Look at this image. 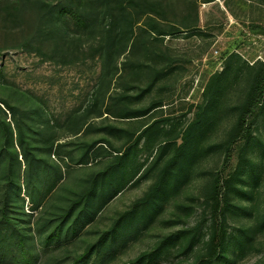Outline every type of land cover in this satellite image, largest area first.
<instances>
[{
    "label": "rangeland",
    "instance_id": "obj_1",
    "mask_svg": "<svg viewBox=\"0 0 264 264\" xmlns=\"http://www.w3.org/2000/svg\"><path fill=\"white\" fill-rule=\"evenodd\" d=\"M37 2L28 0L19 13L15 0H0V99L15 107L9 109L0 100V118L13 127L2 139L16 147L14 165L22 181L29 169V149L49 167L47 177L52 165L62 172L37 210H32L22 186L16 209L24 205L22 209L32 215L29 225L36 243L41 240L38 227L48 225L49 219L68 207L111 165L116 154L132 147L144 165L139 181L114 197L78 237L50 248L37 244L41 248L38 264H72L146 194L183 143L186 128L213 95L206 90L209 80L221 73L220 81L227 85L212 97L217 100L211 110L212 122L201 140L195 138L200 142L188 149L189 156L182 160L185 168H174L182 171V185L161 200L159 211L146 227L139 224L136 236L125 245L118 243L114 258L94 264L129 263L152 252L166 236L187 228L200 229L193 249L183 252L178 243L142 264H194L205 258L213 217L212 180L223 168L226 140L236 123L238 105L252 74L264 62V0H138L135 6L149 14L141 15L133 38L116 41L110 55L112 35L102 15V0H88L86 6L96 22L84 31L71 19L42 21ZM97 10H101L99 15ZM150 21L177 27L179 32L157 34ZM114 34L119 37L117 31ZM149 126L156 133L140 138ZM21 133L25 136L22 144ZM255 134L247 149L243 142L237 143L226 173L243 177L235 179L234 187L247 191L243 194L233 188L231 194L227 224L231 232L237 230L243 237L244 245L241 252L229 249L232 258L227 264H264V114ZM3 140L0 138V187L8 163ZM166 141L168 151L162 152ZM250 160L255 162L254 169ZM39 183L45 186V180ZM95 260L96 253L88 264ZM0 264L10 262L0 260Z\"/></svg>",
    "mask_w": 264,
    "mask_h": 264
},
{
    "label": "trees",
    "instance_id": "obj_2",
    "mask_svg": "<svg viewBox=\"0 0 264 264\" xmlns=\"http://www.w3.org/2000/svg\"><path fill=\"white\" fill-rule=\"evenodd\" d=\"M27 1L15 0V10L22 13ZM82 1L84 2L83 4H77L75 0H60L57 3L48 0H38L36 5L41 10L40 19L42 21L60 22L71 19L79 30L84 31L88 30L96 20L86 6L88 0ZM132 1L133 4L125 3L124 0H102V15L109 22V31L112 35L111 46L107 50L108 55L112 53L118 39L125 38L126 36L133 38L135 36L136 26L140 22L141 15L145 12L149 14V11L135 6L138 0ZM204 1L208 2L212 0ZM98 10L96 11L97 15L101 11L98 12ZM149 26L160 35L179 32L176 29L177 27L173 26L171 28V25L165 27L159 22L156 23V21H150ZM116 31L119 33L118 38L114 34ZM220 80L221 73L212 76L209 80L206 90L213 95L208 98L198 118L186 128L183 143L180 144L173 157L164 167L160 178L142 198L138 199L130 209L119 216L110 229L105 230L96 242L76 256L72 264H88L94 253H96V260L91 264L114 258L118 251V243L125 245L129 238L136 236L139 232V224L143 223V226L146 227L148 220L153 218L159 211L161 200L168 193H171V191L178 189L182 185L184 181V179H181L183 177L182 171L175 170L174 168L176 165H179L181 170L185 168L182 160L189 156L188 149L192 148V144L200 142L196 141L195 138L201 140L205 134L204 130L211 124L213 115L211 110L215 107L213 105L217 103V100L212 97L216 96L227 85V83ZM0 100L9 109L15 110V107L7 100ZM143 114L131 116H141ZM263 114L264 62H261L254 71V74H252L244 100L238 105L236 123L226 140L223 168L214 175L212 180L210 200L213 203V217L208 237V250L205 254L206 257L201 258L194 264H227L232 258L228 254L229 249L238 248L239 252L243 249V237L236 234L237 230L234 232L229 230L227 217L231 205L233 188H235L236 192L243 194L247 191L234 187L235 179L243 177H236V172L230 176L226 173L232 164L237 143L243 142L242 147L247 149L248 145L256 137L255 130ZM153 128L154 126L146 127L140 138L144 135H148V137L154 135L157 129ZM0 131L3 133H0L2 142L3 135L7 137L13 132L10 121L0 118ZM20 139L21 144L25 142L24 134H20ZM3 141L4 143L1 146H4L6 149L4 152L8 155L6 157L8 163L4 168V171H6L4 174V185L0 187V197H2L0 203V260L4 262L9 261L10 264H38L41 258V248L39 249L37 244L50 248L53 244H62L68 239L78 237L82 230L96 219L99 211L106 207L124 188L138 182L143 174L144 165L138 162V158L132 147L126 152H122L120 156L116 154L117 157H115L111 165L95 177L82 193L75 199H72L68 207L63 208L60 213H57L54 219H49L48 225L45 223L43 226L38 227L37 232L41 240L40 243H36L34 235L31 234V226L29 225L32 215L27 214L22 209L24 205L20 209H16L18 202H20L21 190L24 187L25 195H27L32 203V210H37L43 205L47 199V195L57 186L62 177V172L60 174V169L56 167L57 165H52L50 175L47 177L45 172L49 167L46 164L44 167L42 159L38 158L37 153L31 152L29 149L28 152L30 154L26 153L29 157V169L26 175L24 173L25 179L22 181L20 178L21 174L14 165L18 158L16 147L14 143L10 144L7 140ZM167 143L169 141H166L164 145L162 144V152L168 151L169 144ZM50 149H52V146ZM2 155L3 152L0 151V158ZM2 161L0 160V168ZM250 162L251 168L254 169L255 162L253 160H250ZM44 180L45 186H42V188L39 182ZM22 198L24 202L26 198ZM17 214L23 215L26 219ZM262 226H264V223ZM245 235L247 237L250 236L249 234ZM199 236L200 229H195L194 231L188 228L179 230L163 238L152 252H144L136 260L125 264H142L147 259L153 261L163 252L170 251L178 243L183 252H188L194 248Z\"/></svg>",
    "mask_w": 264,
    "mask_h": 264
}]
</instances>
